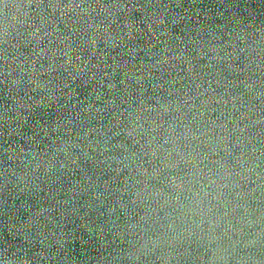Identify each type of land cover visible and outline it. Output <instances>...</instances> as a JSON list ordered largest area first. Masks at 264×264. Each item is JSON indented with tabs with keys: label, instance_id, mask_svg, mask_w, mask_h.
Returning a JSON list of instances; mask_svg holds the SVG:
<instances>
[{
	"label": "water",
	"instance_id": "water-1",
	"mask_svg": "<svg viewBox=\"0 0 264 264\" xmlns=\"http://www.w3.org/2000/svg\"><path fill=\"white\" fill-rule=\"evenodd\" d=\"M7 2L0 264H264V0Z\"/></svg>",
	"mask_w": 264,
	"mask_h": 264
},
{
	"label": "clouds",
	"instance_id": "clouds-1",
	"mask_svg": "<svg viewBox=\"0 0 264 264\" xmlns=\"http://www.w3.org/2000/svg\"><path fill=\"white\" fill-rule=\"evenodd\" d=\"M19 7V5L8 3L7 0L0 3V10L18 9ZM4 16L5 18L0 20V29L6 35L8 29L15 23V16H9L6 12ZM219 202L220 193L216 191L215 184L209 181L206 185L192 187L187 198L183 201L177 198L176 203V211L181 216L199 217L200 224L207 223V229L201 227V233L211 252L208 264H227L228 262V253L226 250H221L218 243L219 238L215 234L216 229L220 228L221 217L217 208ZM200 224L197 227H200Z\"/></svg>",
	"mask_w": 264,
	"mask_h": 264
}]
</instances>
